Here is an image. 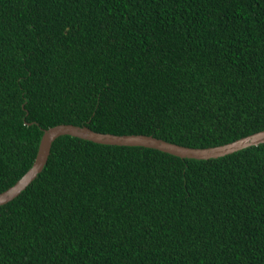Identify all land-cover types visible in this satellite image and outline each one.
I'll return each instance as SVG.
<instances>
[{"label": "trees", "instance_id": "1", "mask_svg": "<svg viewBox=\"0 0 264 264\" xmlns=\"http://www.w3.org/2000/svg\"><path fill=\"white\" fill-rule=\"evenodd\" d=\"M60 124L189 148L264 130V0H0V193ZM0 264H264V144L60 136L0 206Z\"/></svg>", "mask_w": 264, "mask_h": 264}, {"label": "water", "instance_id": "2", "mask_svg": "<svg viewBox=\"0 0 264 264\" xmlns=\"http://www.w3.org/2000/svg\"><path fill=\"white\" fill-rule=\"evenodd\" d=\"M66 135L103 145L150 148L182 159L194 160L216 159L250 146L264 144V130L224 145L208 148H189L152 136L113 135L94 132L85 126L60 124L43 131L34 162L14 185L0 193V206L16 198L37 177L47 162L52 143L58 137Z\"/></svg>", "mask_w": 264, "mask_h": 264}]
</instances>
